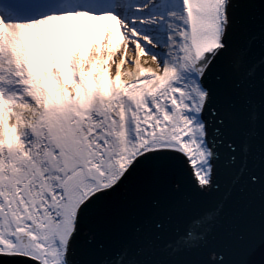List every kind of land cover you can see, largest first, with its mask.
Masks as SVG:
<instances>
[{
    "label": "snow or ice",
    "instance_id": "6c2138e0",
    "mask_svg": "<svg viewBox=\"0 0 264 264\" xmlns=\"http://www.w3.org/2000/svg\"><path fill=\"white\" fill-rule=\"evenodd\" d=\"M251 5L0 0L3 264H72L88 209L142 169L163 173L178 164L199 191L218 187L219 169L237 167L246 148L229 135L235 105L215 103L207 81L225 56L254 74L250 50L239 43L251 32L243 7ZM144 56L155 69L142 65ZM126 63L135 71H122ZM207 220L191 217L169 246L201 243ZM129 253L123 246L105 264H140Z\"/></svg>",
    "mask_w": 264,
    "mask_h": 264
},
{
    "label": "water",
    "instance_id": "95a60500",
    "mask_svg": "<svg viewBox=\"0 0 264 264\" xmlns=\"http://www.w3.org/2000/svg\"><path fill=\"white\" fill-rule=\"evenodd\" d=\"M252 4L243 6L251 32L239 43L250 50L254 74L225 56L207 81L215 103L235 105L229 135L246 148L240 163L221 167L218 187L209 192L199 191L178 164L163 173L138 171L123 189L88 209L71 245L72 264H105L123 246L130 247L127 259L140 264H264V0ZM249 175L257 182L249 183ZM195 215L208 216L203 241L169 246Z\"/></svg>",
    "mask_w": 264,
    "mask_h": 264
},
{
    "label": "rangeland",
    "instance_id": "374dc122",
    "mask_svg": "<svg viewBox=\"0 0 264 264\" xmlns=\"http://www.w3.org/2000/svg\"><path fill=\"white\" fill-rule=\"evenodd\" d=\"M122 55V48H121V52H118L115 56V60L116 62L118 63L119 62V59ZM135 56V53L133 51V46L130 45L129 47V55H128V60L131 61L133 59V57ZM141 63L144 67L146 68H153L155 69L156 68V65L151 61V58L150 56H144V57H141ZM147 61V63H144V61ZM135 71L134 67L131 65V63H126L124 66H123V69L122 71L124 72H127V71ZM112 71H113V74L115 73V65H113V68H112ZM125 79H127V77H124Z\"/></svg>",
    "mask_w": 264,
    "mask_h": 264
}]
</instances>
